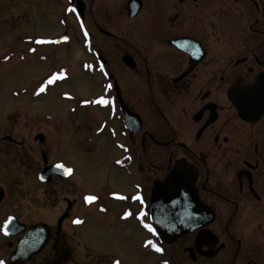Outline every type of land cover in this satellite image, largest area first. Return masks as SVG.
<instances>
[{"label":"flooded vegetation","instance_id":"af4514ba","mask_svg":"<svg viewBox=\"0 0 264 264\" xmlns=\"http://www.w3.org/2000/svg\"><path fill=\"white\" fill-rule=\"evenodd\" d=\"M66 1L75 9L70 11L75 28L87 38L83 71L102 79L95 95L73 97L75 110L93 120L89 125L97 133L107 128L119 151L114 164L138 180L129 192L108 187L83 192L72 181L73 172L67 178L54 175L49 183L40 180L46 167L60 162L34 168L36 183L56 210L51 222L23 219L2 188L0 261L80 264L83 246L92 249L80 235L88 220L136 234L138 250L151 264H264V0ZM100 12L103 26L94 18ZM100 97L110 103L93 102ZM95 109L104 116L99 119ZM36 136L7 135L0 144L42 152L44 143H36ZM171 174L192 184L211 213L199 211L196 217L209 223L187 232L176 229L181 225L165 231L152 197L156 183ZM87 195L98 198L87 202ZM137 196L142 201L133 199ZM141 211L143 221L137 216ZM39 224L44 226L38 234H49L46 245L30 259L13 262L18 243ZM5 226L18 235H5ZM166 234L187 235L171 241Z\"/></svg>","mask_w":264,"mask_h":264},{"label":"rangeland","instance_id":"374dc122","mask_svg":"<svg viewBox=\"0 0 264 264\" xmlns=\"http://www.w3.org/2000/svg\"><path fill=\"white\" fill-rule=\"evenodd\" d=\"M68 6L66 0H0V142L7 135L17 140H31L39 133L46 137L39 146L42 152L0 144V189L9 191L6 202L27 220L51 222L56 210L36 183L34 168L62 162L73 169L72 181L83 192L99 193L106 187L129 192L138 180L136 174L123 175L114 164L119 151L107 128L97 133L96 126L89 125L93 120L87 122L75 110L73 97L95 95L102 79L95 81L83 71L87 38L75 28ZM94 18L103 26L102 12ZM84 29L88 35L86 25ZM92 31L103 48L102 37ZM64 33L69 40L55 45L53 40ZM59 72L63 78L37 94L38 87ZM94 114L100 119L104 111L95 109ZM81 230L92 249L83 246L86 256L79 255L80 264H151L138 250L136 234H123L119 227L109 231L104 222L88 220Z\"/></svg>","mask_w":264,"mask_h":264},{"label":"water","instance_id":"95a60500","mask_svg":"<svg viewBox=\"0 0 264 264\" xmlns=\"http://www.w3.org/2000/svg\"><path fill=\"white\" fill-rule=\"evenodd\" d=\"M83 12L84 10L82 8L80 12L82 17ZM65 36L68 37L67 34H64L60 38H57L55 42L58 44L66 41L63 39ZM124 112L126 113V110ZM133 126L134 125L129 124L128 127L132 129ZM5 139L14 141L11 137H7ZM35 141L38 144H43L45 142V136L43 134H39L36 136ZM54 175H61L63 177L69 176L65 175L63 170L58 169L56 165H54L44 169V171L40 174V180L42 182L49 183ZM41 177H43V179ZM3 198L4 191L3 189H0V201ZM152 203L153 207L159 211V217L161 218V222L159 223L163 225L165 231H170L171 227L174 225H181V227H176V229L179 232H187L195 227H198V225H205L209 223L202 222V220H199L196 217V214H198L199 211H202L208 217L211 216L209 210L198 201L192 184L185 182L182 178L177 177L175 174L169 175L162 183H156L153 191ZM10 221H14V219H11ZM43 226L44 225L41 224L36 225L29 230L28 234H25V236L18 243L17 249L13 252L11 257L13 262L19 259H30L31 256L38 254L43 249L49 239V234H38V232L40 233L42 231ZM5 235L15 236L18 234ZM182 235L187 234H166L171 241Z\"/></svg>","mask_w":264,"mask_h":264},{"label":"snow or ice","instance_id":"6c2138e0","mask_svg":"<svg viewBox=\"0 0 264 264\" xmlns=\"http://www.w3.org/2000/svg\"><path fill=\"white\" fill-rule=\"evenodd\" d=\"M75 9H73V8H71V7H69V9H68V11H74ZM63 39H65V40H67L68 39V37H63ZM41 43H43L44 41H40ZM33 51H34V49H33ZM5 59H8V57H5ZM87 66V65H86ZM100 67H101V69H103V65L101 64L100 65ZM63 76H64V73L63 72H59V73H56V74H53V75H51L50 77H48L39 87H38V89H37V94H39V93H41V92H45L46 90H47V87L49 86V85H52L58 78H63ZM65 95H67V94H65ZM94 103H100V104H108V103H110V101L109 100H107V99H105L104 97H100L97 101H93ZM85 103H87V101H85ZM56 167L58 168V169H61V170H63V172H64V174L65 175H70L72 172H73V169L72 168H70V167H65V165L63 164V163H60V164H57L56 165ZM42 179H43V177H41ZM98 197H96L95 195H87L86 197H85V200L87 201V202H92V201H95L96 199H97ZM133 199H140L141 201H142V197H139V196H137V197H133ZM132 213H131V211H129V212H127V213H125V216H129V215H131ZM137 216H138V218L140 219V220H144V217L146 216V213L145 212H143V211H141V212H139V213H137ZM75 223H80L81 221H79L78 219L76 220V221H74ZM146 228H148L150 231H153V232H155V228L152 226V225H150V224H147V223H145V225H144ZM4 231H5V234H8V229H7V226H5V229H4ZM148 244H150V245H152L153 247H155V249H156V251H163V249L162 248H160L158 245H156L153 241H148L147 242ZM0 264H3V261H0ZM115 264H119V261H115ZM165 264H166V262H165Z\"/></svg>","mask_w":264,"mask_h":264}]
</instances>
